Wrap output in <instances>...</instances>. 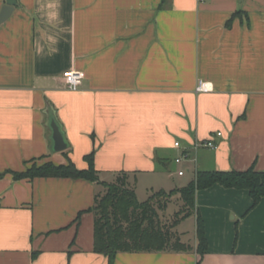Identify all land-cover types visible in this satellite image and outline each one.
<instances>
[{"label":"crops","instance_id":"crops-1","mask_svg":"<svg viewBox=\"0 0 264 264\" xmlns=\"http://www.w3.org/2000/svg\"><path fill=\"white\" fill-rule=\"evenodd\" d=\"M48 105L64 152L50 149ZM211 138L218 149L196 148ZM94 150L100 181L127 173L137 197L198 172H264V0H17L0 26V264H109L94 252L98 183L11 174L33 160L85 169ZM252 205L247 191H199L203 256L195 230L187 252L114 264H264V200Z\"/></svg>","mask_w":264,"mask_h":264},{"label":"trees","instance_id":"trees-1","mask_svg":"<svg viewBox=\"0 0 264 264\" xmlns=\"http://www.w3.org/2000/svg\"><path fill=\"white\" fill-rule=\"evenodd\" d=\"M96 151L84 157L88 166L80 169L68 158L66 164L52 162L38 164L36 160L22 172H11L14 180L36 178L83 179L100 186L94 206V252L114 264L119 253L187 252L191 246L183 242L176 230L179 224L196 214L197 252L203 256L208 250L205 223L196 206V195L215 185L226 189L247 191L255 208L264 200V172L254 167L246 171L198 172L187 186L169 192H153L148 200L140 202L132 179L120 173L114 181H100L95 167ZM6 173L0 174V179ZM176 197L179 210L167 215L169 204ZM83 213L77 217L80 220Z\"/></svg>","mask_w":264,"mask_h":264},{"label":"water","instance_id":"water-1","mask_svg":"<svg viewBox=\"0 0 264 264\" xmlns=\"http://www.w3.org/2000/svg\"><path fill=\"white\" fill-rule=\"evenodd\" d=\"M5 1L6 4L0 12V26L8 20L17 6V0ZM46 113L48 115L47 128L49 131V141L51 142L50 149L52 153L64 152L69 149L70 146L63 131V127L51 105L47 106Z\"/></svg>","mask_w":264,"mask_h":264},{"label":"rangeland","instance_id":"rangeland-1","mask_svg":"<svg viewBox=\"0 0 264 264\" xmlns=\"http://www.w3.org/2000/svg\"><path fill=\"white\" fill-rule=\"evenodd\" d=\"M180 158L182 159V161L186 158L185 156H180ZM190 178L192 177L191 175L189 176ZM170 181H172V179H170ZM145 182V181H144ZM147 183V181L145 182ZM172 186L173 187H169L167 185V187H156V192L160 191L162 188H166L165 190L170 191L173 188H182L183 185H180L178 183H176V185L174 184V182H172ZM159 183H156V186H158ZM159 188V189H157ZM172 188V189H171ZM154 191V192H155ZM153 191L150 190V188L147 186V184H142L140 186L139 192H138V199L140 202H144L146 200L149 199V197L152 195ZM179 210L178 204H177V200L176 197L173 198V201L169 204L168 209H167V215L168 216H173L177 211ZM196 218L195 216L190 217L188 219H186L183 223H181L178 228L176 229L180 236L182 237L183 242H187V243H191L195 237V230H196Z\"/></svg>","mask_w":264,"mask_h":264},{"label":"built area","instance_id":"built-area-1","mask_svg":"<svg viewBox=\"0 0 264 264\" xmlns=\"http://www.w3.org/2000/svg\"><path fill=\"white\" fill-rule=\"evenodd\" d=\"M201 2L207 1V0H200ZM83 80H84V74L78 71H71L68 72L64 75V82L66 84V88L69 91H78L81 86L83 85ZM209 90V85L203 81H200L197 87V91L198 92H205ZM218 136H221V133L217 134ZM175 148L180 149L181 148V144L180 143H175ZM196 148H209V149H218V145L213 141V139H209L207 141H203L200 142L198 144H196ZM182 161L181 158L176 159L177 163H180ZM180 176L184 175L183 171H180L178 173Z\"/></svg>","mask_w":264,"mask_h":264}]
</instances>
